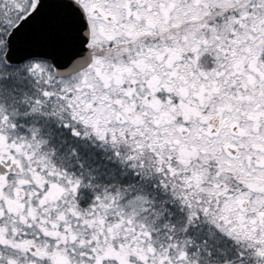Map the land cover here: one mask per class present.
<instances>
[{
	"label": "snow or ice",
	"instance_id": "snow-or-ice-1",
	"mask_svg": "<svg viewBox=\"0 0 264 264\" xmlns=\"http://www.w3.org/2000/svg\"><path fill=\"white\" fill-rule=\"evenodd\" d=\"M0 264H264V0H0Z\"/></svg>",
	"mask_w": 264,
	"mask_h": 264
}]
</instances>
